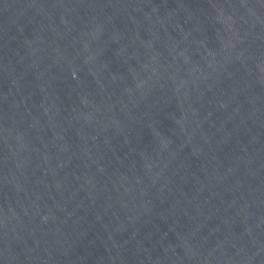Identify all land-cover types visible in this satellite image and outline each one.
Instances as JSON below:
<instances>
[{"label":"water","instance_id":"1","mask_svg":"<svg viewBox=\"0 0 264 264\" xmlns=\"http://www.w3.org/2000/svg\"><path fill=\"white\" fill-rule=\"evenodd\" d=\"M212 231L264 264V0H0Z\"/></svg>","mask_w":264,"mask_h":264}]
</instances>
